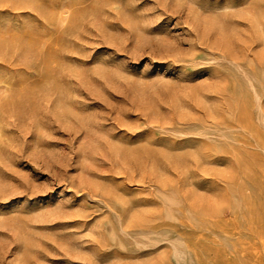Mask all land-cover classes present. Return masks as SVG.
Instances as JSON below:
<instances>
[{
	"label": "rangeland",
	"instance_id": "rangeland-1",
	"mask_svg": "<svg viewBox=\"0 0 264 264\" xmlns=\"http://www.w3.org/2000/svg\"><path fill=\"white\" fill-rule=\"evenodd\" d=\"M0 264H264V0H0Z\"/></svg>",
	"mask_w": 264,
	"mask_h": 264
},
{
	"label": "bare ground",
	"instance_id": "bare-ground-1",
	"mask_svg": "<svg viewBox=\"0 0 264 264\" xmlns=\"http://www.w3.org/2000/svg\"><path fill=\"white\" fill-rule=\"evenodd\" d=\"M6 4V3H5ZM64 15V14H63ZM256 30V29H255ZM64 55V54H63ZM51 87V86H50ZM33 92V91H32ZM187 159V158H186ZM204 240V239H203Z\"/></svg>",
	"mask_w": 264,
	"mask_h": 264
}]
</instances>
